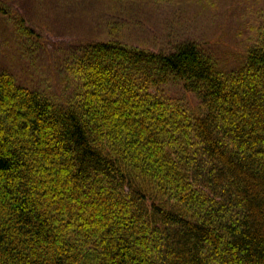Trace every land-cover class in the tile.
I'll list each match as a JSON object with an SVG mask.
<instances>
[{"label": "trees", "instance_id": "16d2710c", "mask_svg": "<svg viewBox=\"0 0 264 264\" xmlns=\"http://www.w3.org/2000/svg\"><path fill=\"white\" fill-rule=\"evenodd\" d=\"M68 68L62 105L0 71V264H264V28L226 73L191 41Z\"/></svg>", "mask_w": 264, "mask_h": 264}, {"label": "rangeland", "instance_id": "374dc122", "mask_svg": "<svg viewBox=\"0 0 264 264\" xmlns=\"http://www.w3.org/2000/svg\"><path fill=\"white\" fill-rule=\"evenodd\" d=\"M261 28L264 0H0V71L62 105L76 84L68 66L88 42L168 53L191 41L226 73L240 65ZM161 90L190 115L199 112L195 94L178 80Z\"/></svg>", "mask_w": 264, "mask_h": 264}]
</instances>
